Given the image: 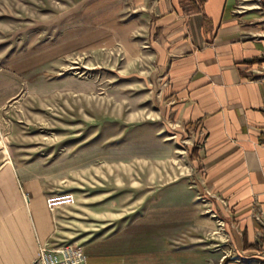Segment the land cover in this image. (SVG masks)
<instances>
[{
    "label": "rangeland",
    "instance_id": "obj_1",
    "mask_svg": "<svg viewBox=\"0 0 264 264\" xmlns=\"http://www.w3.org/2000/svg\"><path fill=\"white\" fill-rule=\"evenodd\" d=\"M86 1L0 0V172L41 178L57 226L43 248L226 264L233 243L164 129L148 50L69 45Z\"/></svg>",
    "mask_w": 264,
    "mask_h": 264
},
{
    "label": "crops",
    "instance_id": "obj_2",
    "mask_svg": "<svg viewBox=\"0 0 264 264\" xmlns=\"http://www.w3.org/2000/svg\"><path fill=\"white\" fill-rule=\"evenodd\" d=\"M78 11L64 34L70 46L148 50L163 86L164 129L183 139L181 152L190 150L197 193L211 195L233 243L226 264H264V5L87 0ZM93 34L99 38L85 42ZM47 197L41 178L13 164L0 172V264H34L53 239ZM93 252L88 264L115 261Z\"/></svg>",
    "mask_w": 264,
    "mask_h": 264
},
{
    "label": "built area",
    "instance_id": "obj_3",
    "mask_svg": "<svg viewBox=\"0 0 264 264\" xmlns=\"http://www.w3.org/2000/svg\"><path fill=\"white\" fill-rule=\"evenodd\" d=\"M259 7L264 0H257ZM49 207H52L51 201L48 200ZM264 225V220H261ZM235 255V254H234ZM36 264H87V256L74 248L67 246L59 249L43 248Z\"/></svg>",
    "mask_w": 264,
    "mask_h": 264
}]
</instances>
